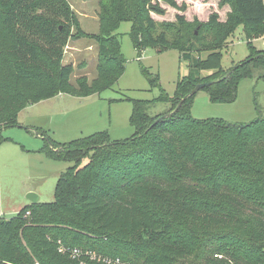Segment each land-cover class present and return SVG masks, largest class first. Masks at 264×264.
Instances as JSON below:
<instances>
[{
  "label": "trees",
  "instance_id": "1",
  "mask_svg": "<svg viewBox=\"0 0 264 264\" xmlns=\"http://www.w3.org/2000/svg\"><path fill=\"white\" fill-rule=\"evenodd\" d=\"M161 2L185 11L174 0H100L99 30L88 33L68 0H0V145L12 141L1 133L17 127L29 106L111 89L126 71L117 34L124 22L131 24L139 58L147 48L178 49L191 61L173 97L161 89L158 74L140 65L151 87L161 90L153 102L170 107L150 116L153 102L132 100L130 139L112 141L104 131L51 141L46 156L72 165L60 174L52 203L0 218V264H106L73 260L60 245L124 264H264V117L248 124L196 120L195 94L174 113L205 83L213 102L232 103L240 82L264 70V48L253 45L264 39V0H220L231 7L225 22L217 14L207 23L177 15L174 23L157 24L152 14H166ZM241 26L249 55L225 72L222 50ZM84 38L97 47V74L73 83L74 65L64 61V50Z\"/></svg>",
  "mask_w": 264,
  "mask_h": 264
},
{
  "label": "rangeland",
  "instance_id": "2",
  "mask_svg": "<svg viewBox=\"0 0 264 264\" xmlns=\"http://www.w3.org/2000/svg\"><path fill=\"white\" fill-rule=\"evenodd\" d=\"M99 1L68 0L82 29L88 33L99 30ZM174 1L185 11L180 12L161 2L166 14H152L157 24L174 23L177 15H184L189 22L207 23L210 15L217 14L219 21L225 22L231 12L230 6H220V0ZM130 29L131 24L124 22L117 31L126 59V71L111 89L86 98L61 95L29 106L20 115L17 127L3 129L1 137L12 141L0 145V218L11 219L31 205L29 194L38 196V203L42 204L55 200L58 178L72 164L46 156L44 150L51 141L65 144L104 131L110 134L112 141H125L134 135L129 122L132 100L153 102L161 95L160 88L151 87L143 76L141 64L151 73L159 75L161 89L173 97L177 81L188 75L191 61L182 59L178 49L158 54L154 49L147 48L139 58L129 35ZM92 44L91 40L84 38L78 42L70 41L65 47L64 61L74 65L73 83L80 77H87L88 82L96 77L98 51L97 47H91ZM253 45L262 50L264 39L253 41ZM222 54L225 72L247 59L249 47L242 26L226 41ZM191 55L194 59L207 56L206 53ZM263 74L262 69L253 70L252 77L243 79L238 86L237 99L232 103H215L208 88L199 90L192 102L193 118L248 124L264 117ZM169 107V103L153 102L147 113L150 116L164 115Z\"/></svg>",
  "mask_w": 264,
  "mask_h": 264
},
{
  "label": "built area",
  "instance_id": "3",
  "mask_svg": "<svg viewBox=\"0 0 264 264\" xmlns=\"http://www.w3.org/2000/svg\"><path fill=\"white\" fill-rule=\"evenodd\" d=\"M60 244V242H59ZM59 252L61 254H67L70 256V258H72L73 260H82V258H89L91 260H97V261H102L106 264H124L122 263L119 259L117 260H112V259H103L99 256H97V254H95L92 251H83L81 249H69L66 248L65 246L60 245L59 247ZM218 257V256H216ZM220 258V257H219ZM81 264H84L83 261Z\"/></svg>",
  "mask_w": 264,
  "mask_h": 264
},
{
  "label": "water",
  "instance_id": "4",
  "mask_svg": "<svg viewBox=\"0 0 264 264\" xmlns=\"http://www.w3.org/2000/svg\"><path fill=\"white\" fill-rule=\"evenodd\" d=\"M208 85H210V83H205V84L197 85V86L195 87V89H194L189 95H187V96H186V97H185V98L179 103V105L177 106V108L174 110V113L177 112V111L181 108L183 102L186 101L190 96L196 94L199 90H201V89L207 87ZM171 115H172V114L165 115V116L161 117L159 120H161V119H165V118H167V117H170ZM28 200L31 202V204H37V203L39 202V197L36 196L35 194H29V195H28Z\"/></svg>",
  "mask_w": 264,
  "mask_h": 264
},
{
  "label": "crops",
  "instance_id": "5",
  "mask_svg": "<svg viewBox=\"0 0 264 264\" xmlns=\"http://www.w3.org/2000/svg\"><path fill=\"white\" fill-rule=\"evenodd\" d=\"M97 32H98V31H97ZM97 32H96V33H97ZM75 42H78V40H76ZM94 45H95V44H92L91 47H95V48H96V46H94ZM88 49H89V48H88ZM88 49H87V50H88Z\"/></svg>",
  "mask_w": 264,
  "mask_h": 264
}]
</instances>
